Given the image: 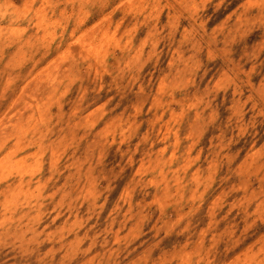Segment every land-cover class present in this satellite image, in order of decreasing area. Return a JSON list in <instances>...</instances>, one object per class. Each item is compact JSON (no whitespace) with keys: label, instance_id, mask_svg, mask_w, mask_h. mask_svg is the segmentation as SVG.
<instances>
[{"label":"rangeland","instance_id":"obj_1","mask_svg":"<svg viewBox=\"0 0 264 264\" xmlns=\"http://www.w3.org/2000/svg\"><path fill=\"white\" fill-rule=\"evenodd\" d=\"M0 264H264V0H0Z\"/></svg>","mask_w":264,"mask_h":264}]
</instances>
